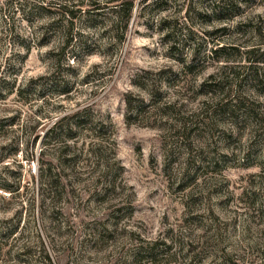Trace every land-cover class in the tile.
I'll use <instances>...</instances> for the list:
<instances>
[{
	"label": "rangeland",
	"instance_id": "1",
	"mask_svg": "<svg viewBox=\"0 0 264 264\" xmlns=\"http://www.w3.org/2000/svg\"><path fill=\"white\" fill-rule=\"evenodd\" d=\"M89 1L0 0V264H264V0H134L102 36L106 6H37ZM77 108L103 127L47 212L29 175Z\"/></svg>",
	"mask_w": 264,
	"mask_h": 264
},
{
	"label": "trees",
	"instance_id": "2",
	"mask_svg": "<svg viewBox=\"0 0 264 264\" xmlns=\"http://www.w3.org/2000/svg\"><path fill=\"white\" fill-rule=\"evenodd\" d=\"M109 4L103 5L100 1L90 0L85 9L73 8L72 6L68 9L66 3H38L39 8L46 6L47 11L50 12V6L57 7L55 12L61 18H65V21H71L75 18V13H83L85 17H93L94 19L101 15L99 11L103 6H106L112 13V23L108 26L97 27L96 30L99 32L98 35L102 36L104 31H114L117 32L119 28L120 31L126 30L127 22L131 14V10L134 5V0H110ZM60 10V11H57ZM80 15V14H78ZM121 26L118 27V24ZM68 27H62V38L60 41V49L68 46L71 41L70 33L68 32ZM65 34V35H64ZM122 33L117 37L118 42L122 40ZM114 38V37H113ZM107 44V43H106ZM89 52V50H87ZM21 88L17 90V93H21ZM65 91H60L59 94ZM126 109L129 110L130 102L125 101ZM88 106V105H87ZM85 106V107H87ZM165 106V105H163ZM88 108H77L70 113H63L56 115L52 118L49 125L45 128L41 135V149L38 151L35 157V170L30 173V179L33 188H35V199L40 200L44 209L47 212H52L55 208L56 203L62 198L67 196V192H73V189L67 191V187L71 186L69 181L66 182V177L69 175L72 177V181L79 180L77 171L75 168V163L78 155L80 154V148L76 146V137L78 134L85 130L91 133L96 139L100 137V128L103 127V123L99 119H95L93 115L87 113ZM175 124H178L181 119H174ZM101 140V139H100ZM99 140V141H100ZM99 142L93 143L96 149L99 146ZM47 151H50L48 154ZM50 156H48V155ZM0 189L6 192H10L11 187L9 185H0ZM46 264H54L49 255L45 253Z\"/></svg>",
	"mask_w": 264,
	"mask_h": 264
}]
</instances>
